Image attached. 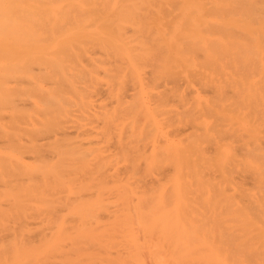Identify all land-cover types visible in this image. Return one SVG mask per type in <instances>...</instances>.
<instances>
[{"label": "bare ground", "instance_id": "obj_1", "mask_svg": "<svg viewBox=\"0 0 264 264\" xmlns=\"http://www.w3.org/2000/svg\"><path fill=\"white\" fill-rule=\"evenodd\" d=\"M0 264H264V0H0Z\"/></svg>", "mask_w": 264, "mask_h": 264}]
</instances>
